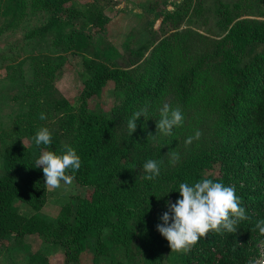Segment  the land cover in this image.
<instances>
[{
    "label": "trees",
    "instance_id": "16d2710c",
    "mask_svg": "<svg viewBox=\"0 0 264 264\" xmlns=\"http://www.w3.org/2000/svg\"><path fill=\"white\" fill-rule=\"evenodd\" d=\"M70 2L0 0V32L19 28L26 11L30 12L29 16L41 13L36 31L41 34L52 31L51 46L55 50L83 52L90 45L91 32L99 31L109 17L101 6L80 9ZM200 2L177 1L172 18H188L199 11ZM217 11L220 18L215 23L224 32L211 49L203 43L193 53L189 42L181 37L156 43L133 74L89 61L88 71L78 75L82 87L77 101L57 102L62 117L57 122L60 125H55L51 132L52 144L47 146H37L33 138L38 129L46 127L45 119L41 120L39 114L51 115V110L44 108L39 97L50 88L59 64L48 56L32 62L27 86H24L28 90L23 92L29 99L26 113L13 119L8 132L0 131V139L6 140L3 173L0 174V249L5 248L6 238L17 242L22 249L24 236L37 235L46 245L61 246L66 264L77 263L87 246L95 260L102 228H115L114 231L109 228L107 233L108 237H113L127 209L116 193L119 162L133 149L143 150L152 141H157L158 146L172 144L184 130V121L196 124L211 118L210 135L216 144L210 150L188 156L172 171L160 168V175L153 181L144 179V175V183L147 187L161 182L168 184L171 203L182 198L178 191L181 183L191 186L207 178L235 186L248 219L238 223L236 233H209L201 238L189 252L181 253L179 264H250L256 242L264 238L255 229L256 222L264 220V21L232 23L226 4ZM75 19H81L78 27L71 24ZM66 26H70L68 30H64ZM201 35L204 37L197 34ZM96 39L104 40L102 36ZM110 52L117 55L114 50ZM103 53L107 54L106 49ZM108 80L114 83L119 95L110 116L92 111L87 103ZM165 98L169 99L171 108L180 107L183 123L173 128L172 136L157 134L153 139L148 134H156L159 109ZM141 108H147L149 118L139 117L136 131L131 136L126 131L124 143L118 146L114 140L113 115H121L127 124L132 114ZM66 134L69 140L60 143L58 137ZM23 138L31 141L29 146H24ZM66 144L71 145L81 159L80 169L69 174L74 175L79 185L91 187L95 197L80 198L72 222L65 210L52 221L35 214L18 213L16 202L36 211L45 203L43 168L34 167L40 151L59 153ZM19 171L21 173L15 177ZM165 205L157 216H150L144 210L137 214L147 264H152L160 250L169 245L156 228L163 223L159 217L168 211L167 202ZM31 255L36 264H51L43 250Z\"/></svg>",
    "mask_w": 264,
    "mask_h": 264
},
{
    "label": "rangeland",
    "instance_id": "374dc122",
    "mask_svg": "<svg viewBox=\"0 0 264 264\" xmlns=\"http://www.w3.org/2000/svg\"><path fill=\"white\" fill-rule=\"evenodd\" d=\"M177 1L179 0H122L120 5L110 10V3L106 0H71L70 3L80 9L101 6L103 13L110 17L108 23H104L99 31L91 32L90 45L83 52L76 53L55 50L51 46L53 32L45 31L41 34L36 31L41 13L29 16L30 12L26 11L22 18L25 20L19 23V28L0 32V131L8 132L13 119L26 113L29 99L23 96V92L28 90L24 86L30 76V65L38 58L48 56L59 64L50 88L39 97L44 108L51 110V115L43 121V125L52 132L55 125H60L57 122L62 117L57 102L77 101L82 87L78 75L88 71L89 61L101 62L133 74L138 71L143 59L156 43L181 37L189 42L188 47L193 53L203 43L211 49L220 41L224 32L215 23L220 18L217 10L223 4L228 5L229 16L233 17L232 23L243 20L264 21V0H201L199 11L183 19L172 18L173 5ZM80 21L81 19H75L71 24L78 27ZM69 27L66 26L64 30ZM197 34H203L204 37ZM97 36H102L104 40L99 41ZM105 49L107 54H101ZM111 50L117 55L110 52ZM118 98L114 83L108 80L87 103L92 111L110 116L111 107ZM165 103H170L168 98H165L163 105ZM112 118L114 140L121 146L128 131L127 124L121 115L116 114ZM210 126L211 118L202 119L196 124L184 121V130L172 144L162 143L158 146L157 141H152L143 150L130 151L124 161L119 162L120 171L115 180L117 197L127 207L123 214V223L113 237L107 235L111 229L109 226L102 228L98 257L95 260L92 259L90 246H87L77 263L71 264H147L137 214L139 210H144L150 216H157L166 208V202H171V198L169 185L166 183L147 187L143 179V165L152 159L159 162L162 170L172 171L188 156L200 150H210L216 144V140L210 135ZM197 130L202 133L200 139L194 140L186 148L185 140ZM69 137L68 134L61 135L58 140L65 144ZM4 140L0 139V174L4 167ZM21 142L25 146L31 143L27 138H23ZM43 151H40L39 156ZM172 152L179 155L175 164L170 159ZM20 173L21 171L16 172L15 177ZM92 193L94 192L91 187L73 181L71 186H62L56 190L46 189L45 203L37 211L19 202L15 205L18 213L22 215L35 214L48 221L54 220L65 210L68 220L72 222L80 198L95 197ZM114 230L115 228L111 229ZM21 241L24 249L17 242L5 239V248L0 249V264H36L31 254L38 250L44 251L51 264H64L61 246L46 245L37 235L24 236ZM255 248L256 251L250 257L251 264H264V238L256 242ZM180 256L181 253L171 252L168 245L160 250L158 258L152 264H179Z\"/></svg>",
    "mask_w": 264,
    "mask_h": 264
},
{
    "label": "clouds",
    "instance_id": "9594fccd",
    "mask_svg": "<svg viewBox=\"0 0 264 264\" xmlns=\"http://www.w3.org/2000/svg\"><path fill=\"white\" fill-rule=\"evenodd\" d=\"M159 113L156 134H148V137L151 136L153 139L157 134L172 136L173 128L181 126L184 119L180 107L171 108L167 103L159 109ZM141 116L145 120L149 118L147 108L135 111L128 120L127 129L130 136L136 131V121ZM39 118L44 120L47 117L41 112ZM201 135L202 133L197 130L193 136L187 137L185 147L190 146L194 140H199ZM33 139L37 146L51 145L52 133L47 127H41ZM170 159L175 164L179 160V155L172 152ZM41 166L45 188L56 190L73 184V174L80 169L81 159L76 150L66 144L59 153L43 151L34 163L36 168ZM143 168L146 180L153 181L160 175L159 162L156 160H147ZM70 171L73 174H69ZM178 191L182 198H178L175 203L167 202L168 211L159 217L163 223L156 225L157 230L167 239L171 252L187 253L209 233H236L238 223L248 219L245 208L241 206L240 197L236 195L235 186H225L222 182L205 178L191 186L188 183H181ZM255 229L264 235V220L257 221Z\"/></svg>",
    "mask_w": 264,
    "mask_h": 264
},
{
    "label": "crops",
    "instance_id": "0c3cea01",
    "mask_svg": "<svg viewBox=\"0 0 264 264\" xmlns=\"http://www.w3.org/2000/svg\"><path fill=\"white\" fill-rule=\"evenodd\" d=\"M121 2H122V0H110V7H111V8H115V7H117L118 5H120ZM108 9H109V8H108ZM108 17H109V16H108ZM109 19H110V17H109ZM109 19H108V21H109ZM108 21H107V23H108ZM62 258H63V256H62ZM64 264H66V263H64Z\"/></svg>",
    "mask_w": 264,
    "mask_h": 264
}]
</instances>
